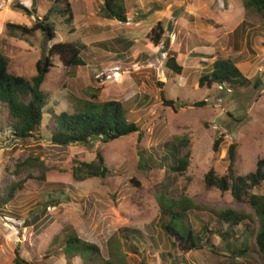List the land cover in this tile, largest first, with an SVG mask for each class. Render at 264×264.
Returning <instances> with one entry per match:
<instances>
[{"label":"rangeland","instance_id":"obj_1","mask_svg":"<svg viewBox=\"0 0 264 264\" xmlns=\"http://www.w3.org/2000/svg\"><path fill=\"white\" fill-rule=\"evenodd\" d=\"M69 1L75 19L72 27L56 12L49 16L56 9L55 0H0V50L9 58L11 74L34 77L37 63L54 44H87L82 55L85 66L67 67L58 57L53 59L54 67L42 86L50 101L33 138L13 142L11 133L0 135V192L24 178L11 173L18 160L39 157L52 169L45 181H26L0 211V264H14L16 253L35 264H168L165 254L183 253L171 248L174 239L162 229L160 207L183 194L201 208L204 217L195 218L192 210L185 213L186 221L173 219L171 214L164 220L178 231L188 226L202 237L203 248L187 253L182 264H264L256 254L230 259L229 245L253 242L258 223L254 216V223L245 220L222 238L227 225L218 213L234 209L253 215V211L236 202L231 192L205 185L211 169L219 177L228 175L232 145L235 175L254 171L257 161L264 158L263 20L246 11L243 0H120L128 22L107 27L116 37H97L100 43L94 45L83 38L98 36L106 28L96 19L104 1ZM45 15L55 29L54 39L40 31L25 39L7 35V24L32 28ZM159 22L164 34L155 46L152 29ZM242 26L245 30L238 39L234 32ZM164 43L176 52L181 75L166 68ZM236 43L239 50L234 48ZM216 58L233 59L247 78L260 75L262 91L217 84L199 87L200 77L210 73ZM93 94L99 102L121 103L130 112V121L140 125L143 140L134 134L109 143L93 139L88 145L55 147L51 143L53 117L75 112L79 102L92 100ZM165 100L173 101L176 109ZM196 102L206 105L196 108ZM182 137L191 144L192 159L187 174L177 176L161 162L171 150L165 146ZM220 137L223 142L215 153L213 145ZM139 147L144 149L143 156ZM98 154L104 158L109 177L75 179L76 162L93 161ZM253 192L264 196V182ZM173 212H180L177 205ZM123 228L138 230L140 235L123 233ZM69 235L97 245L100 254L92 261L68 257L65 242Z\"/></svg>","mask_w":264,"mask_h":264},{"label":"trees","instance_id":"obj_2","mask_svg":"<svg viewBox=\"0 0 264 264\" xmlns=\"http://www.w3.org/2000/svg\"><path fill=\"white\" fill-rule=\"evenodd\" d=\"M104 5L101 9V17L108 20H116L120 23H127V11L120 5V0H102ZM56 9L49 12V16L54 12L60 14L65 22L72 27L74 12L72 4L68 0H55ZM20 6V5H19ZM61 6V7H59ZM243 7L246 11L256 14L263 20L264 24V0H243ZM36 13V10H32ZM49 16L37 20L32 28L25 26L7 24L6 32L11 38L25 39L24 37L33 36L37 32H42L52 40L55 38V29L49 21ZM244 26L235 30L234 36L240 38L244 33ZM73 32V31H72ZM154 37L151 39L155 46L161 44L164 29L159 22L152 29ZM254 33V32H253ZM256 34V33H255ZM164 50L168 59L166 68L178 75L183 72L182 66L177 63L176 52L169 50V44L164 43ZM264 46V43L262 44ZM239 50L238 44L234 47ZM87 46L82 42H65L57 43L51 46L47 57L43 61L37 63V73L31 79L16 76L9 72V58L0 50V135L7 132L11 133V141H20L33 138L34 133L41 127L44 118V110L48 106L49 95L42 89L50 69L54 67L53 59L56 57L67 67L85 66L82 58ZM213 84L219 86H227L231 89L251 88L254 92H261L263 80L259 76L247 78L240 67L233 59H216L211 67V71L200 77L198 85L203 87L207 85L211 87ZM99 92V91H98ZM97 93V91H96ZM92 100L80 101L73 113L62 112L53 117L51 125V143L55 147L62 149L73 143L88 145L93 139L101 140L109 143L124 137L138 134L139 141L143 140L144 132L140 125L134 121H130V112L124 106L116 101H97V95L91 96ZM164 103L175 108L173 101L165 100ZM206 102H196L193 104L196 108H201ZM223 142L222 137L215 140L213 150L217 153ZM165 147L171 148L168 152L169 156H164L161 164H167L168 169L177 176H185L189 171L192 159L191 144L187 138L177 139ZM140 156L144 155V149L138 148ZM228 159L230 162L228 175L219 177L214 169H211L205 175V185L208 189L217 188L220 192H231L233 199L238 203L247 204L253 211V215L246 214L244 211L226 209L218 213V219L227 225V231L221 233V237L225 238L233 233V229L245 220L254 223V216L258 223L253 242L242 244L240 247L230 244V259L246 258L252 254H256L264 263V196L254 194V189L264 182V158L259 159L256 163L254 171L245 176L235 175V146L232 145L228 149ZM169 164H168V163ZM51 167L47 166L44 160L39 157H28L18 160L14 165L11 173L13 176H24L19 181H13L11 184L0 192V211H3L15 198V194L22 188V185L28 180L45 181L46 176L51 172ZM73 177L77 180H85L98 178L106 180L110 171L107 168L104 158L101 154L90 162L78 161L72 170ZM161 198L164 200L165 194ZM169 206L161 204L162 229L167 235H170L174 241L171 248L176 252L182 251V255L176 254L174 257L171 253L165 254L164 259L168 264H182L185 261L184 256L192 251L203 248V240L200 234L194 232L188 226L183 227L182 231H178L171 227L164 220L170 214L173 219L182 218L186 221L185 213L194 211L195 218L204 217L201 208L195 205L184 194L177 199L169 200ZM179 207V213H174V207ZM33 219H36L35 217ZM183 220H181L183 222ZM207 229V226H205ZM123 233H137L138 230H128L123 228ZM126 239L129 237L126 235ZM131 247L135 250V246ZM65 252L68 257L89 258L92 261L93 256L100 254V248L95 244L82 241L76 235H69L65 242ZM85 254L92 255L85 257ZM14 264H35L22 259L18 253L14 260ZM105 264H112L106 261Z\"/></svg>","mask_w":264,"mask_h":264},{"label":"crops","instance_id":"obj_3","mask_svg":"<svg viewBox=\"0 0 264 264\" xmlns=\"http://www.w3.org/2000/svg\"><path fill=\"white\" fill-rule=\"evenodd\" d=\"M69 1V0H68ZM70 3H71V1H69ZM103 5H104V3H103ZM102 9V8H101ZM80 13V12H79ZM99 13V15H98V17H100V18H97L96 17V19H98V20H100V22L101 23H104V27H106L104 30H102L101 32H100V34L98 35V36H95V37H91V38H89V37H85V38H83V41H85V39L86 40H89V42H91V43H95V42H97V43H95V44H98V43H100V42H98V40H100V39H108V40H112V39H114L116 36L114 35V34H112L111 32H110V28H108L107 29V27H109L110 25H112V26H115L116 27V25H120V24H123V23H120V22H118V21H116V20H108V19H105V18H102L101 17V10L98 12ZM80 14H85L84 12H82V13H80ZM86 18V17H85ZM87 19H91L92 20V18L90 17V16H88L87 15ZM74 20L75 19H73V23H74ZM88 21V20H87ZM100 25V24H99ZM248 35V34H247ZM97 37H102V38H100V39H97ZM83 43V42H82ZM84 44V43H83ZM94 44V45H95ZM84 45H86L87 46V44H84ZM89 47V46H88ZM117 56V55H116ZM118 57V56H117ZM119 58H121V57H119ZM216 59H218V58H216ZM215 59V60H216ZM214 60V61H215Z\"/></svg>","mask_w":264,"mask_h":264}]
</instances>
